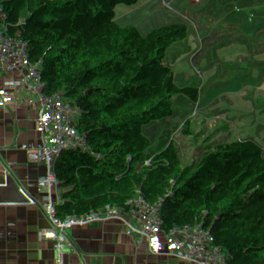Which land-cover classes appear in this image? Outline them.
I'll return each instance as SVG.
<instances>
[{
  "label": "rangeland",
  "instance_id": "obj_1",
  "mask_svg": "<svg viewBox=\"0 0 264 264\" xmlns=\"http://www.w3.org/2000/svg\"><path fill=\"white\" fill-rule=\"evenodd\" d=\"M195 1L202 12L194 16L190 0H0V59L14 33L30 37L34 14H42L50 21L75 18L85 27L115 74L111 97L103 105L108 120L118 118L115 111L119 105L114 104L130 100L144 103L135 111L138 116L134 121L147 129L148 167L128 181L125 192L134 199L137 212L159 218L160 230L156 233L145 225L137 226L134 244L104 255L105 264H241L237 259L246 254L251 260L245 257V264H260L259 260H263L259 256L264 255V219L254 221L255 215L245 213L243 220L230 213V199H224L218 193L219 188L212 184L213 179L221 177L219 174L214 178L210 169L191 155L189 149L172 148L173 135L169 132L165 139L148 133L150 122L146 119L150 108L145 102L150 82L159 80L184 86L186 74L181 73V66L190 57L189 52L194 54L190 57L192 68H196L199 59H205L212 69L234 72V78L242 81L244 87L231 98H252L257 113L246 116L253 120L261 117L259 131L264 123V107L259 108V101L254 102L257 97L264 98V38H260L264 0ZM207 22L220 25L215 31L221 36H212L215 31L205 28L207 25L198 31L191 27ZM230 22L236 27L234 35H246L245 43L252 40L248 36L256 40H252L256 46L253 59L242 58L251 55L244 50V45H239L238 38L237 42L229 43L232 38H227L225 33L234 27ZM179 26L182 30L179 34H190L188 39L171 44L161 53V43ZM201 39L219 44L221 49L206 59L197 52H205V47L200 45L195 52L192 49L195 40ZM254 75L263 79L260 81L257 77L255 83L252 81L255 86L250 83ZM259 82L263 86H259ZM174 164L178 172L169 177ZM246 170L247 166L243 167L238 177ZM258 171L259 168H254L247 173L243 181L247 189L250 188L248 180L253 185L259 183ZM238 190L242 191L241 186Z\"/></svg>",
  "mask_w": 264,
  "mask_h": 264
},
{
  "label": "trees",
  "instance_id": "obj_2",
  "mask_svg": "<svg viewBox=\"0 0 264 264\" xmlns=\"http://www.w3.org/2000/svg\"><path fill=\"white\" fill-rule=\"evenodd\" d=\"M31 25L30 37L14 33L0 59L5 221L22 222L40 241V264H105L104 255L134 244L137 226L160 230L159 218L140 216L125 192L147 169L148 156L132 153L103 165L77 152V136L96 135L105 121L113 74L77 19L36 13Z\"/></svg>",
  "mask_w": 264,
  "mask_h": 264
},
{
  "label": "crops",
  "instance_id": "obj_3",
  "mask_svg": "<svg viewBox=\"0 0 264 264\" xmlns=\"http://www.w3.org/2000/svg\"><path fill=\"white\" fill-rule=\"evenodd\" d=\"M190 1L191 6L189 7L194 16L196 13L202 12L200 7H196L197 3L195 0ZM189 7H186V9H189ZM230 20H233V16H231ZM232 22L230 23L234 27L232 31L225 33V36L229 39L232 38L229 43L237 42L236 38H238L239 45H244V50L251 55L242 56V58L244 60L253 59L256 46L252 40L254 42L256 40L252 36H248L252 39L248 44L244 41L246 35H234L236 27ZM210 24L213 23L207 22L204 25H195L199 27H191L196 28L197 31L201 26L205 27V25H207L205 28L214 31L216 28H220L218 24L211 26ZM177 29L172 34H168L164 40L165 43H161V53L167 51L172 46H170V42L175 44L183 42V39H188L190 34H179L182 30L180 26ZM197 31L195 30L194 32ZM211 35L221 36L216 31L215 33H211ZM260 36V38H264V24L261 27ZM200 45L205 47V52H197L204 55L206 59H209L215 50L221 49L219 44H216L218 45L216 46L210 44L208 39H201L199 42L195 40L194 48H192L193 51L199 50L201 48ZM189 53L190 57L194 55L191 52ZM199 54H195V56ZM190 57L181 66L183 69L181 73L183 75L186 74L187 83L184 86L164 84L159 80H152L150 82L148 88L149 97L145 102L149 106L150 111L146 121L150 122V116L153 114L169 112L171 119L166 123L171 122L169 124H172V126L169 124L165 126L163 124L164 127L162 125L159 129H153L148 125V133L150 136H164L163 139H165L167 137L165 135L169 132L170 136L173 135L172 148L189 149L191 155L197 157L206 168L210 169L214 178L218 176L219 170L225 168L224 170L227 173L224 174V179H213L212 184L216 188H219L218 193L224 199H230L228 210L243 220L245 213H250L251 216H256L252 218L254 221L260 222V220L264 219V139L260 135L261 133L258 128V122L261 117L259 120H253L246 116L247 113H257L255 108H253L256 106L251 103L253 101L252 98H247V96L231 98L235 97L244 87L242 81H237L234 78V72L231 70L220 72L212 69L205 59H199L196 62V68H192V59ZM105 64L112 72V68L106 62ZM112 74L115 79V74L113 72ZM257 77L260 81L263 80L260 76L254 75L253 79H250V83L252 81L255 83ZM255 85L253 84V86ZM258 85L263 86L261 82ZM175 89L177 92L174 91ZM181 89L182 91H180ZM184 93L188 94L193 100V104L187 109L183 108L180 104ZM263 100L264 98L260 96L254 102L259 101V108H262L264 107ZM138 102L130 100L128 103L124 101L120 104H114V106L119 105L115 111L118 118L109 121L108 114L106 113L105 121L96 135L89 137L79 135L76 142L77 152L81 156L95 155L103 165H107L113 159L127 154L143 153L148 156V145L145 139L147 129H142L143 125L139 126L140 123L134 121L138 116L135 111L144 104ZM125 105H127L128 112ZM234 108L235 110H233ZM247 162L254 163L253 168L250 170L259 168L258 173L261 177L259 183L256 185H253L248 180L250 183V188L248 189L245 187L246 182L243 181L250 170H246L241 177H238L243 169V165ZM177 172V165L174 164L168 176H173ZM240 186L242 188L241 192L238 190ZM230 207H233V209ZM138 214L145 217L142 213L138 212ZM163 214L165 216L166 210L163 211ZM246 255L240 256L237 262L240 261L241 264H245V257L251 260V257L247 258ZM259 258L263 259L262 261L260 259L259 263L264 264V255H260ZM254 262L256 263V261ZM250 264H253V262H250Z\"/></svg>",
  "mask_w": 264,
  "mask_h": 264
},
{
  "label": "built area",
  "instance_id": "obj_4",
  "mask_svg": "<svg viewBox=\"0 0 264 264\" xmlns=\"http://www.w3.org/2000/svg\"><path fill=\"white\" fill-rule=\"evenodd\" d=\"M180 104L187 109L193 104L191 97L184 93ZM171 119L169 112L150 116V126L159 129ZM264 134V123L260 126ZM40 241L25 229L22 222L7 223L0 203V264H40L37 259V247Z\"/></svg>",
  "mask_w": 264,
  "mask_h": 264
}]
</instances>
